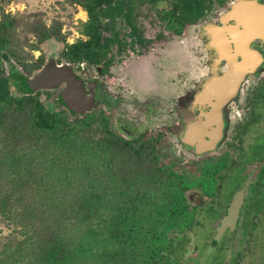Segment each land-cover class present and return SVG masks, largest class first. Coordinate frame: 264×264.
Segmentation results:
<instances>
[{
  "label": "trees",
  "instance_id": "trees-1",
  "mask_svg": "<svg viewBox=\"0 0 264 264\" xmlns=\"http://www.w3.org/2000/svg\"><path fill=\"white\" fill-rule=\"evenodd\" d=\"M68 1L86 13L81 38L65 43L60 22L37 20L30 25V50L53 39L64 43L57 64L86 63L103 72L127 48L147 42L141 21L149 16L180 35L186 24L229 2ZM19 25L0 12V216L22 236L1 262L183 264L196 225L188 193L205 191L209 175L164 153L159 135L120 136L101 110L75 116L58 96L53 109L46 108L41 91L27 84L44 61L27 62Z\"/></svg>",
  "mask_w": 264,
  "mask_h": 264
},
{
  "label": "flooded vegetation",
  "instance_id": "flooded-vegetation-1",
  "mask_svg": "<svg viewBox=\"0 0 264 264\" xmlns=\"http://www.w3.org/2000/svg\"><path fill=\"white\" fill-rule=\"evenodd\" d=\"M236 1L243 6L227 14ZM252 1L256 2L253 6ZM145 21L157 28L153 38L144 36ZM141 23L147 42L123 51L108 72L86 63L69 66L91 88L96 109L105 114L116 110L121 133L159 135L164 153L173 146L193 158L182 163L166 153L182 167L209 175L205 191L194 188L188 193L196 223L190 243L192 239L202 242L185 264H264V0H229L224 7L186 24L180 35L166 31L152 16ZM116 28L123 33L120 24ZM187 28L192 35L178 46L187 55L186 65L171 69L164 88L139 94L132 84L133 91L122 89L134 94L130 101L109 94L106 79L126 54L135 53L145 62L150 54L146 58L140 50L150 49L154 41H165L168 35L184 36ZM163 59L153 65L162 67ZM88 70L95 75L87 76ZM127 106H132L133 115ZM155 126L161 130L152 132ZM164 134L168 142L162 140ZM236 199L240 203L235 223L225 226L214 243L215 232ZM209 250L213 252L207 257Z\"/></svg>",
  "mask_w": 264,
  "mask_h": 264
},
{
  "label": "rangeland",
  "instance_id": "rangeland-1",
  "mask_svg": "<svg viewBox=\"0 0 264 264\" xmlns=\"http://www.w3.org/2000/svg\"><path fill=\"white\" fill-rule=\"evenodd\" d=\"M1 11L10 13L19 19L18 36L23 44L24 51L28 55L27 62L29 63H33L40 56L43 58L44 64L49 59L56 61L64 46V43L50 39L39 45L37 51L30 50L31 46H35V37L30 32V25L34 21L40 20L46 26H50L55 21L60 22L62 24L61 33L65 36V43L71 44L81 38V23L87 19L86 13L82 8L70 4L68 0H0V12ZM156 32L157 28L150 26L148 21L144 22V36L146 38H153ZM191 35V29L187 28L184 36L173 37L167 36L166 34L167 38L165 41H154V43L150 45V49L145 51L140 50L146 58L150 54V59L145 62H141L144 57H138L135 53L126 54L123 58V63L114 67L112 69V76L106 79V86L108 87L109 94L114 97H123L130 101L132 98L131 96L134 94L130 95V93H126L122 89H130L133 91L132 84L139 94L149 92L153 87L156 89L164 88L169 74L171 73V69L174 67L179 69L186 65L187 55L185 51L178 48V46L181 40L187 43ZM184 46L185 50L189 49V45L184 44ZM161 58H164L163 68L156 64L153 65V63L160 62L162 60ZM151 60L153 62L150 64ZM63 63L65 62L61 61V64ZM5 66L6 69H8V66ZM84 73L87 76L95 75L94 70H88ZM59 91V89H55L53 91H48V94L41 91L39 99L46 108L53 109L52 101ZM126 108L128 113L134 114L132 106H127ZM98 109L100 108H97L95 111H98ZM106 116L109 118L111 128L120 136L125 137V135L118 130V113L116 110L112 109L111 111H107ZM158 130H161L159 126H155L151 129L152 132ZM148 131H150V128ZM162 140L164 142L169 141L165 134L162 135ZM165 152L178 158L182 163H186L193 159L183 154L178 149H175L173 146ZM21 238L22 236L18 229L7 219L0 216V264H3L1 262L3 251ZM201 242V239L200 241H194L192 239L188 251L185 254V260L182 261L184 264L188 263L186 259L189 260L193 254L198 253L199 247L196 245H200ZM212 252V250H209V252L206 253L207 257ZM201 257L202 256H200V258Z\"/></svg>",
  "mask_w": 264,
  "mask_h": 264
},
{
  "label": "water",
  "instance_id": "water-1",
  "mask_svg": "<svg viewBox=\"0 0 264 264\" xmlns=\"http://www.w3.org/2000/svg\"><path fill=\"white\" fill-rule=\"evenodd\" d=\"M243 2V1H242ZM256 2L252 1L253 6ZM243 6L241 1L232 2L230 10L227 14H231L237 8ZM27 84L33 92L37 91H53L60 86H63L58 93L62 106L72 115L84 116L87 113L94 111L97 105L94 103L93 93L91 88H86L85 82L77 75L67 63L57 64L55 60L49 59L34 75L27 79ZM90 93V95H88ZM125 137L132 135L125 134ZM209 150V148H206ZM203 150L198 151L201 154ZM239 201L237 199L230 206L229 211L222 220V225L215 232L213 242L217 243L222 234L224 227L233 225L238 214Z\"/></svg>",
  "mask_w": 264,
  "mask_h": 264
}]
</instances>
